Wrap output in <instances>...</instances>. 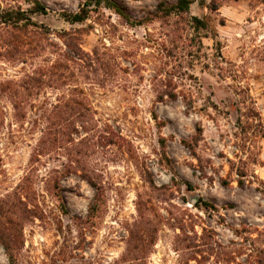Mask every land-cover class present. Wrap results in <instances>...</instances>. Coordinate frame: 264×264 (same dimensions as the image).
<instances>
[{
	"label": "rangeland",
	"instance_id": "rangeland-1",
	"mask_svg": "<svg viewBox=\"0 0 264 264\" xmlns=\"http://www.w3.org/2000/svg\"><path fill=\"white\" fill-rule=\"evenodd\" d=\"M30 1L0 0V8ZM40 1L47 14L31 16L52 39L73 32L109 64L79 84L90 129L74 127L68 111L71 140L64 143L58 126L55 150L40 162L31 157L41 111L60 110L73 85L19 88L16 108L0 90V237L16 264H136L126 242L139 207L158 221L155 245L138 255L145 264H264V0H195L188 13L141 25L108 9L71 25L60 12L84 0ZM115 1L137 21L174 0ZM5 57L0 49L1 86L33 76L36 60ZM83 175L103 189L89 218L95 190ZM0 264H9L1 242Z\"/></svg>",
	"mask_w": 264,
	"mask_h": 264
},
{
	"label": "trees",
	"instance_id": "trees-1",
	"mask_svg": "<svg viewBox=\"0 0 264 264\" xmlns=\"http://www.w3.org/2000/svg\"><path fill=\"white\" fill-rule=\"evenodd\" d=\"M194 2L195 0H174L171 3H162L155 11L149 12L145 18L137 21L133 20L127 9L115 0H84L77 11H62L59 15L65 22L71 25L83 24L91 16L92 12L100 13L102 9H108L121 17L127 24L141 25L145 21L188 13L191 4ZM30 4V7L26 9L21 7L0 8V49L4 51L5 58L7 60L13 58L19 59L20 57H15L17 54L18 56H24L22 58L25 60L27 58L36 60L33 66V76L27 75L28 78L17 86L10 84L0 85V90L9 92L10 98L15 103L14 108H16L18 105L17 101H20V97L17 96V93H20L19 88L22 91H28L27 93L32 89H36L38 93H41L47 90L56 91L60 88L64 89L69 84L73 85L70 93L60 97L63 100V104L59 108L60 110H57V107L51 104L48 108H44L41 111L39 136L31 157V161L40 162L43 158L51 157V154L54 152L58 126L61 138H64V143L71 140L69 128L73 124L66 117L68 111L74 109L76 120L74 127L90 129L94 121L93 112L87 104L88 97L85 96L84 89L79 87V84L86 82L89 79L88 74H94L96 69L105 70L109 63L104 59V53H100L97 48L92 50V54L84 51L80 37L74 35L73 32L65 31L64 33H57L55 36L58 40L52 39L48 29L34 21L31 16L32 14H47L46 6L40 0H31ZM191 20L197 30L205 28V23L197 17L194 16ZM28 34L31 35L32 40L26 39ZM25 46L29 48L23 50ZM93 64H95V67L91 68ZM92 69L94 70L93 72L90 71ZM42 98L47 100V97ZM67 170H69V167H67ZM69 174V171H67L65 176ZM83 176L85 181L95 190L87 211V218H89L92 217L96 208L101 203L100 194L103 189L100 184L88 175ZM185 184L190 186L189 183ZM52 188H57L58 190L57 195H55L61 212L68 215L69 211L58 178L53 179ZM199 202L205 208H216L206 201L199 200ZM196 205L199 206L200 203H196ZM149 210L146 207H139L137 216L128 229L129 235L126 242L127 258L134 260L136 264H145L142 261L143 259L140 256L138 257V255L149 253L156 242L158 221L154 217H151ZM75 220L83 219L77 217ZM179 228L183 233L189 230L185 229L183 225ZM234 231L239 233L236 229ZM7 240V237H0V242L7 252L9 264H16L12 254V246ZM194 246L192 245V247ZM183 248L187 247L181 246L175 250L180 251ZM212 248L211 246L210 249Z\"/></svg>",
	"mask_w": 264,
	"mask_h": 264
}]
</instances>
